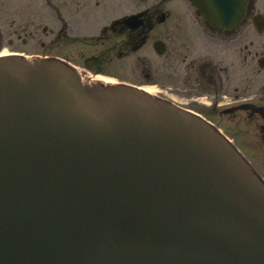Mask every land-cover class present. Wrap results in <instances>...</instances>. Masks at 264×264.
I'll return each mask as SVG.
<instances>
[{
	"label": "water",
	"instance_id": "water-1",
	"mask_svg": "<svg viewBox=\"0 0 264 264\" xmlns=\"http://www.w3.org/2000/svg\"><path fill=\"white\" fill-rule=\"evenodd\" d=\"M193 1L231 30L249 0ZM0 264H264V180L198 113L0 57Z\"/></svg>",
	"mask_w": 264,
	"mask_h": 264
},
{
	"label": "flooded vegetation",
	"instance_id": "flooded-vegetation-1",
	"mask_svg": "<svg viewBox=\"0 0 264 264\" xmlns=\"http://www.w3.org/2000/svg\"><path fill=\"white\" fill-rule=\"evenodd\" d=\"M148 1L0 0V55L59 57L93 72L159 60L164 93L240 128L242 141L229 137L264 178V0H249L234 30L210 25L193 0Z\"/></svg>",
	"mask_w": 264,
	"mask_h": 264
},
{
	"label": "rangeland",
	"instance_id": "rangeland-1",
	"mask_svg": "<svg viewBox=\"0 0 264 264\" xmlns=\"http://www.w3.org/2000/svg\"><path fill=\"white\" fill-rule=\"evenodd\" d=\"M161 0H149L148 4L153 5L157 2H160ZM33 50V49H31ZM48 49H42L41 47L38 50H34V52H37L39 54H57L61 57L64 56L62 49H51L48 51ZM30 52V49H29ZM57 52V53H56ZM31 53V52H30ZM158 59V58H157ZM77 66L81 67V70H83L85 73L90 75H96L93 70L90 68H86L84 64L82 63H75ZM160 61L156 60V62L152 65L151 69L144 64H141L139 62L135 63H127V64H119V65H113L108 66L105 69V72L99 74L102 77L108 78L110 80L114 81H120V82H127L130 84L142 86L145 88H150L153 90L154 93L164 95L167 97H170L171 99L178 101V98L176 95L169 91V94L164 93L162 83L164 82V77L160 71ZM199 113L206 116L211 121L217 123L223 132H225L228 136H237L238 141H242V138L240 136V128L229 126L228 124H221L215 120V117L212 115V113L208 111H198ZM253 160V159H252ZM254 161V160H253Z\"/></svg>",
	"mask_w": 264,
	"mask_h": 264
},
{
	"label": "bare ground",
	"instance_id": "bare-ground-1",
	"mask_svg": "<svg viewBox=\"0 0 264 264\" xmlns=\"http://www.w3.org/2000/svg\"><path fill=\"white\" fill-rule=\"evenodd\" d=\"M6 54H7V53H3L2 55H6ZM98 78H102V79L110 80V79L105 78V77H98ZM110 81H114V80H110ZM145 89L148 90V91L151 92V93H154L153 90L150 89V88H145Z\"/></svg>",
	"mask_w": 264,
	"mask_h": 264
}]
</instances>
